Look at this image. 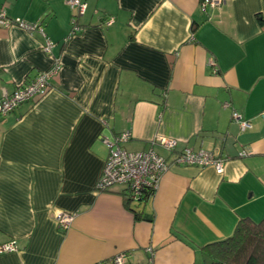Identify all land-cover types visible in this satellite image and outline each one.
Returning <instances> with one entry per match:
<instances>
[{"label": "crops", "instance_id": "1", "mask_svg": "<svg viewBox=\"0 0 264 264\" xmlns=\"http://www.w3.org/2000/svg\"><path fill=\"white\" fill-rule=\"evenodd\" d=\"M83 2L73 23L65 0H0L42 27L0 24V97L59 63L44 96L0 117V243L19 247L0 264H208L205 245L264 216V0ZM122 133L169 164L146 199L96 188L102 138ZM184 148L223 173L172 163ZM59 211L76 214L69 228Z\"/></svg>", "mask_w": 264, "mask_h": 264}, {"label": "built area", "instance_id": "2", "mask_svg": "<svg viewBox=\"0 0 264 264\" xmlns=\"http://www.w3.org/2000/svg\"><path fill=\"white\" fill-rule=\"evenodd\" d=\"M222 0H200L201 9L207 6L214 7L219 5ZM65 3L73 9L76 14L72 18L75 23L77 17L85 11V3L83 0H65ZM113 18H109L107 25L112 24ZM15 23L28 31L42 30V27L37 22H26L24 20L9 19L4 10L0 8V24L9 25ZM79 29V26L73 28V32ZM51 43L48 41L43 47L46 52L50 51ZM59 63L54 61L52 66L45 71L40 72L33 79H30L23 85L17 87L12 93L4 92L0 97V117L5 116L24 102L35 101L44 96L49 89V79L58 72ZM264 116V110L262 111ZM232 118L237 121L242 130L251 127V123L242 118L236 111L232 113ZM129 138L128 133L117 135L112 140L102 138L103 142L108 147V156L105 160L101 175L97 180L96 188L98 190H106L113 185H123L132 196H140L144 190L155 191L159 185L161 175L167 171L169 164L166 160L152 150L146 151H128L121 148L120 143ZM264 141V137H263ZM176 141L172 139H164L162 146L173 151L176 147ZM244 155L245 153H241ZM172 163L178 165H197V166H212L216 172L223 173V160L214 157L211 152L193 151L189 148H184L173 159ZM76 214L59 211L55 214L56 225L61 229H67L74 220ZM19 250L15 240H8L0 243V254L16 252ZM124 255H117L113 264H120ZM106 264V263H105ZM152 264V262H149Z\"/></svg>", "mask_w": 264, "mask_h": 264}, {"label": "trees", "instance_id": "3", "mask_svg": "<svg viewBox=\"0 0 264 264\" xmlns=\"http://www.w3.org/2000/svg\"><path fill=\"white\" fill-rule=\"evenodd\" d=\"M150 194L151 190H144L141 200ZM134 212L138 219L139 212ZM203 250L211 258L208 264H264V216L258 221L241 218L230 236L205 245Z\"/></svg>", "mask_w": 264, "mask_h": 264}]
</instances>
